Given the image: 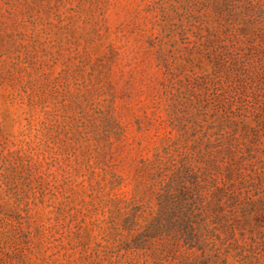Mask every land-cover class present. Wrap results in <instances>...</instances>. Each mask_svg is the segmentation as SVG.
I'll list each match as a JSON object with an SVG mask.
<instances>
[{
	"label": "rangeland",
	"instance_id": "1",
	"mask_svg": "<svg viewBox=\"0 0 264 264\" xmlns=\"http://www.w3.org/2000/svg\"><path fill=\"white\" fill-rule=\"evenodd\" d=\"M0 264H264V0H0Z\"/></svg>",
	"mask_w": 264,
	"mask_h": 264
}]
</instances>
